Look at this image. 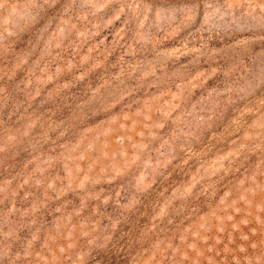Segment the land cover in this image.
Wrapping results in <instances>:
<instances>
[{"label": "rangeland", "instance_id": "rangeland-1", "mask_svg": "<svg viewBox=\"0 0 264 264\" xmlns=\"http://www.w3.org/2000/svg\"><path fill=\"white\" fill-rule=\"evenodd\" d=\"M0 264H264V0H0Z\"/></svg>", "mask_w": 264, "mask_h": 264}]
</instances>
